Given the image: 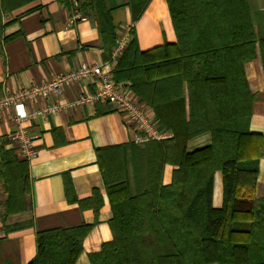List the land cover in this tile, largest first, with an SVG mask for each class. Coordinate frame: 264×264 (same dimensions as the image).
<instances>
[{"label":"trees","instance_id":"obj_1","mask_svg":"<svg viewBox=\"0 0 264 264\" xmlns=\"http://www.w3.org/2000/svg\"><path fill=\"white\" fill-rule=\"evenodd\" d=\"M28 1L0 0V8ZM149 2L127 3L133 38L113 75L153 110L159 128L172 137L130 145L135 194L126 146L97 149L113 239L89 255L90 264H264V198L256 197L264 135L250 130L255 97L244 66L256 56V40L246 1L167 0L177 42L143 52L134 25ZM77 9L96 18L104 51L111 55L120 38L115 9L105 0H83ZM261 50L264 64V41ZM203 135L210 142L190 149ZM166 165L175 167L169 185L163 184ZM217 172L223 185L219 209L213 207ZM64 185L69 203L93 207L98 217L99 191L79 200L69 174ZM30 190L29 162L0 146L3 220L26 211ZM92 229L83 224L39 231L37 255L28 264H76Z\"/></svg>","mask_w":264,"mask_h":264},{"label":"crops","instance_id":"obj_2","mask_svg":"<svg viewBox=\"0 0 264 264\" xmlns=\"http://www.w3.org/2000/svg\"><path fill=\"white\" fill-rule=\"evenodd\" d=\"M81 1L67 0V4H62L60 0H29L17 6L7 4V11L0 8V99L21 90L42 87L61 74L77 70L82 64L111 61L112 54L104 51L96 18L78 11ZM128 1L105 0L109 8L115 9L114 20L120 27L119 34L133 26ZM245 1L256 40V56L244 66L249 89L255 97L250 130L264 135L261 50L264 0ZM134 28L143 52L177 42L167 0H150ZM132 38L130 35V40ZM116 62L112 64L113 69ZM122 85L129 89L131 100L140 102L127 83ZM95 91L90 80L63 84L59 92L51 91L48 96L26 100L23 110L27 117L19 122L16 120L19 110L0 109V146L18 155L19 144L14 135L23 130L37 150V156L28 160L31 190L26 211L3 220L5 196L0 193V264L30 263L37 255L39 231L93 225L76 264H90L89 255L112 241L110 221L113 215L96 151L109 146H126L130 185L135 194L130 147L134 133L112 105L105 102L76 104L79 98ZM54 106L59 108L57 112L44 113ZM152 115L155 116L153 111ZM209 142V135H203L192 140L189 147L195 149ZM174 169L171 165L165 166L164 185L172 182ZM67 174L77 199H91L94 191H99L103 205L98 217L93 207L81 209L78 203H69L64 185ZM256 197L264 198V154L259 160ZM222 204V174L217 172L213 207L219 209Z\"/></svg>","mask_w":264,"mask_h":264},{"label":"built area","instance_id":"obj_3","mask_svg":"<svg viewBox=\"0 0 264 264\" xmlns=\"http://www.w3.org/2000/svg\"><path fill=\"white\" fill-rule=\"evenodd\" d=\"M129 41L130 35L128 33L119 38L109 63L82 64L77 70L61 74L42 87L35 86L0 99V109L13 107L19 110L16 119L19 122L27 117L23 110L26 100L37 96H48L51 91L59 92L63 84L90 80L95 85L96 91L79 98L76 104L105 102L112 105L117 112L123 115L126 124L133 131V143L136 145H145L149 142L171 138L172 134L170 132L159 128L155 116L152 115L153 110L141 102L131 100L129 98V89L114 80L112 64L121 56ZM58 110L59 108L54 106L47 108L44 113L57 112ZM14 139L19 144L17 151L22 159L28 161L37 156V150L34 148L33 142L23 130H19L14 135Z\"/></svg>","mask_w":264,"mask_h":264},{"label":"rangeland","instance_id":"obj_4","mask_svg":"<svg viewBox=\"0 0 264 264\" xmlns=\"http://www.w3.org/2000/svg\"><path fill=\"white\" fill-rule=\"evenodd\" d=\"M127 29V30H126ZM131 29H132V27H126L125 29H123L122 30V32H121V34H120V38H122L124 35H126L127 33L129 34V35H131L130 33H131Z\"/></svg>","mask_w":264,"mask_h":264}]
</instances>
